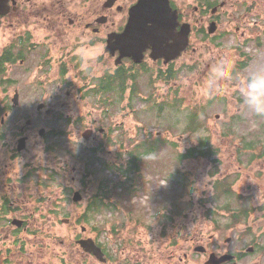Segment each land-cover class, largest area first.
I'll return each mask as SVG.
<instances>
[{
    "label": "flooded vegetation",
    "instance_id": "obj_1",
    "mask_svg": "<svg viewBox=\"0 0 264 264\" xmlns=\"http://www.w3.org/2000/svg\"><path fill=\"white\" fill-rule=\"evenodd\" d=\"M138 1H8L4 17L24 21L22 24L28 26L11 35L14 45L5 51L3 58L7 61L0 63V73L7 64L26 66L32 93L19 95L7 82L4 95L0 96V236L7 241L16 236L22 249L14 252L13 246H1L0 264H264V229L246 218L241 231L242 215H236L233 208L212 209L225 215L226 222L218 228L219 222L211 214L188 216L186 208L173 206L169 191H151L166 200L156 209L134 205L129 197H122L123 205L116 206L106 203L109 180L104 174H85L90 195L83 219L54 222L61 196L58 185L53 184L60 171L68 169L60 164L61 159H74L76 136L67 132L61 122L74 126L90 119L82 136L89 142L86 149L103 151L111 134L101 127L107 119L109 103L120 100L145 104L152 97L166 102L174 92L177 94L183 79L187 82L183 75L189 66L188 52L202 54L194 65L200 71L196 74L200 88L205 75L212 77L213 67L220 61L226 65L228 73L224 79L228 82L239 76L236 72H250L257 65H264V0H167L169 12L156 9L154 12L160 15L154 18H171L176 23L170 32L172 38L158 41L155 47L148 46L140 55L125 54L122 36L130 11ZM114 18H119V30H108V35L99 41L105 45L104 53L94 55V44L98 42L93 44L89 36L99 38L103 33L100 28L108 21L118 24ZM184 31L189 32L187 46L176 58L168 59L165 49L176 42L183 44ZM118 33L119 54H110L109 36ZM14 55L20 59L11 63ZM106 55L115 61L119 57V65L112 73L104 64ZM93 60L94 71L98 72L85 67ZM194 66L191 64L192 69ZM220 80L223 82V78ZM141 83L155 94L147 95L149 92L141 88ZM171 88L174 90L170 92ZM186 91V87H180L179 94ZM19 108L21 112L16 116ZM184 146L187 149L188 145ZM136 149L137 146L118 140L111 160L103 164L104 170L113 173L115 187L125 184L128 192H136L132 183H140L144 176L133 175L139 172V160L131 172L130 155L120 158L119 151ZM71 172L75 173L76 168ZM179 187L186 188L183 181ZM44 200L48 216L42 223L37 220L41 219ZM249 209L250 206L243 209V216ZM105 211L119 213V222L121 218L124 221L97 222V215ZM35 224L36 230L30 234ZM61 225L69 238H52L53 226L60 229ZM123 229H128L126 234ZM27 233L34 239L25 240ZM92 243L98 249L96 254L90 251Z\"/></svg>",
    "mask_w": 264,
    "mask_h": 264
},
{
    "label": "rangeland",
    "instance_id": "obj_2",
    "mask_svg": "<svg viewBox=\"0 0 264 264\" xmlns=\"http://www.w3.org/2000/svg\"><path fill=\"white\" fill-rule=\"evenodd\" d=\"M114 19L118 24L112 25L108 21L100 28L103 33L98 35L99 38L91 39L94 35L89 36L93 44L95 40L98 42L94 44V55L99 56L104 53L105 45L99 42L103 41L100 38L108 35L110 29L111 31L119 30V18ZM22 22L9 21L1 16L0 57L5 54L6 50H9L11 45H14L11 35L28 26ZM109 55L105 56L104 64L112 73L119 63L118 57L115 61ZM204 57L208 58V52ZM14 58L13 63L20 59L17 55H14ZM201 58L202 54L196 56L188 52L189 66L183 75L187 82L184 83L183 79V84L176 89L177 94L174 92L166 102L152 97L145 104L133 101L126 103L120 100L119 103H109L108 116L101 127L109 129L111 134L108 146L103 151L91 152L86 149L89 142H85L82 136L91 124L90 119L83 120L74 126L66 125L64 122L60 123L62 127H66L67 132H74L76 136L74 137L75 146L72 149L74 159H68V157L61 159L60 164L63 163L68 169L61 170L59 178L53 184V186L58 185L61 196L55 223H60L63 219L71 222L83 219V209L88 205L90 195L86 189L85 174L92 172L104 174L109 180L106 203L111 202L116 206H122L120 199L129 197L134 205L156 209L164 205L166 200L157 198L151 191H169L173 206L186 208L188 216L191 213L194 216L196 213L203 212L211 214L219 222L218 228H220V225L226 222L223 220L225 215L212 209L231 207L239 213L243 212L246 206H250L248 214L240 217L241 226L239 228L242 231L243 220L249 218L253 224L264 229V116L250 113L244 107L239 92L241 80L249 72H236L239 76H234L231 82L224 79L226 76L223 82L221 78L216 79L211 89L206 90L205 84L212 78L208 73L205 75L202 88L196 83V74L198 75L200 71L196 70L194 65L200 62ZM94 63V60L88 62L85 67L88 66L94 71ZM191 64L194 66L193 69ZM28 81L26 66L20 67L18 64L8 67V64L5 65L3 73H0V96L4 95L7 82L11 83L9 88L15 87L19 95L32 93ZM140 86L149 92L147 95L155 94L150 87L142 83ZM180 87H186L188 91L180 95ZM173 90L171 88L170 92ZM16 112L18 116L21 108ZM118 140H122L123 144L137 146L136 150L119 151L120 158H128L131 154L139 158V172L133 175L144 176V178L140 183H132L136 192H128L125 184L115 187L117 182L111 177L113 173L103 168V164L111 160L110 154L114 153ZM185 144L188 145L187 149H185ZM204 145H208L209 148L203 147V149L211 151L212 154L201 157L195 150ZM215 145L222 148H215ZM149 149L151 151H148ZM73 167L76 168L75 173L71 172ZM73 178L74 182H72ZM180 181H183L186 186L184 190L179 187ZM76 191L82 196L80 203L72 200V194ZM244 191H258V194ZM246 197H250L248 201ZM41 203V219L37 222L45 223V217L48 216L45 211L46 200ZM97 216V222H119V213L116 212L105 211ZM123 221L121 218L119 223ZM36 227L35 224L30 234L36 230ZM53 228L52 238H69L65 226H59L60 229L56 226ZM261 230L257 232L260 233ZM127 231L128 229L122 230L123 234ZM30 234L27 233L25 240L34 239V236ZM262 234L264 236V233ZM4 240L6 239L0 236V247L13 246L14 252L22 251L16 236L3 242Z\"/></svg>",
    "mask_w": 264,
    "mask_h": 264
},
{
    "label": "water",
    "instance_id": "obj_3",
    "mask_svg": "<svg viewBox=\"0 0 264 264\" xmlns=\"http://www.w3.org/2000/svg\"><path fill=\"white\" fill-rule=\"evenodd\" d=\"M9 0H0V15L4 16L8 13L7 3ZM167 0H139L138 3L131 9L130 18H128L125 27V33L122 36L124 41L123 52L126 54L130 52L134 55H139L148 46L155 47L160 40L171 39L170 32L174 31L175 22L171 18L165 21L162 18H154L160 15L154 12L156 9H163L169 12ZM183 44L178 42L173 43L165 49L168 59L176 58L180 52L185 49L187 45L188 31L182 33ZM107 51L110 54L117 52L119 54V34L109 36ZM176 54V55H175ZM119 61V57L118 60ZM73 202L78 203L81 201V195L76 192L72 198ZM93 253H97L98 249L92 243Z\"/></svg>",
    "mask_w": 264,
    "mask_h": 264
},
{
    "label": "clouds",
    "instance_id": "obj_4",
    "mask_svg": "<svg viewBox=\"0 0 264 264\" xmlns=\"http://www.w3.org/2000/svg\"><path fill=\"white\" fill-rule=\"evenodd\" d=\"M226 71L223 61L215 65L212 78L206 82L205 89L210 90L216 79L226 76ZM239 92L244 107L250 113L264 116V65L256 66L241 80Z\"/></svg>",
    "mask_w": 264,
    "mask_h": 264
},
{
    "label": "trees",
    "instance_id": "obj_5",
    "mask_svg": "<svg viewBox=\"0 0 264 264\" xmlns=\"http://www.w3.org/2000/svg\"><path fill=\"white\" fill-rule=\"evenodd\" d=\"M4 56H2V57H0V63H4L5 61H7L6 59H4L3 58ZM13 63V62H12ZM148 151H151V149H149ZM196 151V150H195ZM197 152H199V154L202 156V157H205V156H208V155H210V154H212V152L211 151H203L202 149L201 150H199V151H197ZM129 158L132 160L131 161V165L129 166V170L132 172L133 171V164H135V162L139 159L137 156H135V155H130L129 156ZM108 167H109V165H108ZM226 189V188H225Z\"/></svg>",
    "mask_w": 264,
    "mask_h": 264
}]
</instances>
